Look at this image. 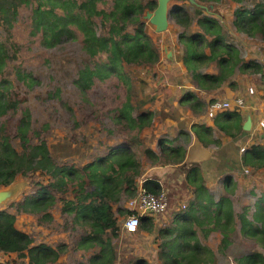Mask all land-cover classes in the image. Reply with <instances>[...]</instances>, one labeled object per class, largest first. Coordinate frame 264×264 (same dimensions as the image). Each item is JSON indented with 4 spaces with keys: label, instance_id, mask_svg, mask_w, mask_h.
Segmentation results:
<instances>
[{
    "label": "trees",
    "instance_id": "16d2710c",
    "mask_svg": "<svg viewBox=\"0 0 264 264\" xmlns=\"http://www.w3.org/2000/svg\"><path fill=\"white\" fill-rule=\"evenodd\" d=\"M173 1L170 16L183 28L179 35L183 61L195 88L181 103L202 113L215 99L200 97L197 90L212 93L225 83L236 88V75L248 71L261 73L264 79L261 64L246 58L231 40L233 31L264 44V0H193L194 10L186 9L189 0ZM226 1L239 4L231 27L215 10ZM157 6L158 0H0V187L19 176L30 178L32 184L21 198L0 208L2 253L27 257L29 264L57 263L69 251L67 244L36 243L16 221L28 214L51 226L53 209L61 204L66 227L72 236L81 235L73 250L98 248L82 264H115L120 256L114 241L120 236V222L114 206L121 214L129 212L122 203L136 195L148 166L185 161L182 147L162 139L160 152H155L145 143L143 131L153 124L154 114L143 110L145 100L137 99L131 78L137 68L150 73L161 59L160 46L146 22V14ZM22 20L28 21L29 35L43 47L68 44L81 57L73 78L78 111L85 126L93 119L91 126L99 132L92 145V137L84 138L83 150H71L65 142L49 145L51 132L37 124L40 116L32 110L29 94L39 79L21 61L17 24ZM241 118L238 111L227 109L217 114L215 124L219 131L236 136ZM195 127L199 137L212 132L203 124ZM76 152L79 158L72 157ZM244 162L264 171V144L253 143ZM186 183L192 187L186 208L140 218L139 231L151 233L159 242V264H218L217 252L231 255L236 264H264V191L249 214L248 207L237 208L230 196L236 188L231 177L224 187L230 195L221 191L218 200L197 165L188 170ZM143 184L154 193L163 190L157 179ZM212 232L220 238L217 250L205 242ZM121 259L122 264H152L140 255Z\"/></svg>",
    "mask_w": 264,
    "mask_h": 264
},
{
    "label": "crops",
    "instance_id": "0c3cea01",
    "mask_svg": "<svg viewBox=\"0 0 264 264\" xmlns=\"http://www.w3.org/2000/svg\"><path fill=\"white\" fill-rule=\"evenodd\" d=\"M173 2V0H170L169 6ZM230 3H233V11L239 6L238 3L232 1H226L223 4L228 5ZM192 8H195L192 1H187L186 9L192 10ZM151 12L153 15L155 14V10ZM232 17L233 13L231 14V18ZM146 22L148 32L158 42L161 50V59L152 69L157 70L154 76L156 78V86L158 87V85H161L164 80L168 82V86L167 88L161 86L160 89L154 93L152 91L151 94H147L146 92L147 99L145 100L143 110L152 111L154 117L153 124L143 131V139L155 152H160V141L164 139L165 142L172 146L184 148L186 156L185 161L181 163L148 166L143 175L139 178V184L150 178L157 179L163 187L162 191L167 193L172 208L176 207L175 205L179 201L187 202V198H190L192 195V187L186 183V175L192 165H197L199 167L200 172L205 178L206 185L209 188H217V190H219V192L222 191V193H227V190L225 191L224 188L227 177L233 178L236 186H239L241 183L244 184L249 178H253L252 181H254V184H256L255 181L261 183L262 179H264V171L258 169L253 170L252 167L246 165L244 162L246 150L243 152L241 151L243 146L248 145V150L255 142L264 144V129L258 127L259 121L264 118V79L261 73L253 74L248 71L247 73L237 74L235 77V83L237 84L236 88L230 87L225 83L219 90L212 93L205 94L197 90L196 95L200 97L204 96L206 99H233L237 96H243L247 100L250 106L249 111H240L234 107L231 108L232 110L238 111L242 117L239 123L242 127L241 131L236 136L221 132L215 124V117L217 115L213 118L208 116L210 103L207 110L202 113L194 112L187 104L181 103L187 91L195 89L192 77L190 79L191 75L183 61V49L179 39V35L183 31V28L176 25L171 19V16L165 28H159V26L147 15ZM232 34L233 36H236V34L237 36L240 35L241 37H238V39L241 38L249 42L248 45H246V42H242L241 44L239 41H236L237 43L235 44L242 48L246 58L260 63L264 71V44H262L260 40L250 38L243 33ZM250 86L255 89V93L252 95L248 92ZM248 117L252 119L250 130L244 129V124ZM202 124L211 127L212 132L207 133L203 137H199L195 125ZM211 138L220 140V142H211V140L209 141ZM245 169H248V171ZM254 191L255 190H252L248 193L253 194ZM227 194L230 195L229 193ZM126 200L127 199L123 201L125 208H127ZM253 204L254 208L252 212L255 210L256 202H253ZM115 206L113 209L116 211V214H118V206ZM242 206L248 207L246 205ZM23 216L28 215H20L18 217L19 219L17 218L16 225L20 230L29 233V231L21 226L23 225ZM38 227L44 228V226L41 225ZM46 229H44V231ZM126 235L135 236L136 238L142 239L143 242H147L149 249L154 245V236L149 232L138 230L136 233H128ZM218 239L220 242L219 237ZM97 250L98 248H93L90 251L78 249L75 251L78 252V257L74 258L67 254L68 251L66 254L63 253L58 262L54 264H82ZM131 250L132 248H129V251ZM136 251L138 253L136 255H140L155 263L154 259H157V247L153 255L142 247L138 248ZM2 261H9L10 264H29L27 257H20L17 253H3Z\"/></svg>",
    "mask_w": 264,
    "mask_h": 264
},
{
    "label": "rangeland",
    "instance_id": "374dc122",
    "mask_svg": "<svg viewBox=\"0 0 264 264\" xmlns=\"http://www.w3.org/2000/svg\"><path fill=\"white\" fill-rule=\"evenodd\" d=\"M232 4L233 3L219 5L215 8V10H220L222 12V15L219 12L217 15L222 22L224 21V23L227 24L225 25L227 27H231V14L233 13ZM192 10L194 9L192 8ZM207 12L210 14L213 13V11ZM17 26V39L23 45L22 64L24 66H30L39 79V82L31 88L29 102L32 105V110L40 116L37 122L38 126L41 129H46V131L49 130L51 132L49 135V145L65 142L71 150H83V140L86 136L92 137V140L89 141V145H92L95 142L94 136L99 134V132L96 131V126H91L95 123L93 119L89 120V122L87 121L86 123H88V125L85 126L86 120L84 116L81 115L83 113L78 111V103L76 102L77 95L75 94L76 91L74 90L75 87L73 85L74 75L82 63L80 55L68 44L54 49L43 47L37 37H31L29 35L28 21L22 20ZM231 33L235 32L232 31ZM231 35V40L235 43H237L236 41H239L241 44L242 42H246L241 38L238 39V37H241L240 35ZM248 44L249 42L247 41L246 45ZM156 73V69L151 70L150 73L144 68L135 69V74L131 78L134 82V92L137 99L140 98V100H146L147 94H151L152 91L154 93L160 89L161 86L167 88L168 82L165 80L161 85H158V87L156 86V78L154 77ZM96 90H99V88ZM20 91L21 93H24V89ZM93 100L96 101L95 98H93ZM103 140H106V137H104ZM72 157L79 158V154L76 152ZM252 179L253 178H249L244 184L241 183L239 186L237 185L235 188L236 192L232 194V198L236 202V207L239 208L241 205L248 206L249 214L252 213L254 208L253 202L259 200L264 191V179H262L261 183L255 181L256 184H254ZM29 181L30 178L19 176L15 182L20 185L21 190L14 198H11L6 203L2 204L0 208H6L10 201L21 198L22 193L29 190L32 186V184L28 183ZM252 190H255L253 194H249L248 192ZM220 193L221 192H219L217 188L214 189L216 199H219ZM175 206L176 207L171 208V204L169 203L168 209L163 213L186 208L187 202L179 201ZM122 207L125 208L124 204ZM53 214L55 216V221L51 226L39 224L37 219L32 217L33 215L29 216L28 214H26L28 216H23V225L21 226L35 237L37 243H45L53 246L66 243V248L69 250L67 254L71 255L72 258L78 257V252L73 251V249L74 246H77V241L81 239V235L77 234L72 236L71 228L66 227L65 216L62 212L61 204L53 209ZM126 215L127 213L121 214L120 211H118L117 214L120 222V236L118 240L114 239V241L118 244L117 248L120 256L115 264H122V256H124V259L127 261L129 258L134 257L138 254L136 250L140 247L148 250L151 255H153V252L155 253L156 247L157 252L160 251L159 242H156L155 238L153 247L149 249L147 242H143L142 239L136 238L135 236L126 235L128 233L122 229V223ZM39 225L44 226V228L38 227ZM44 229L46 230L44 231ZM205 242L217 250L219 239L215 232L210 233L208 240ZM129 248H132V250L129 251ZM64 254H66V252ZM217 254L220 256L218 264H236L231 255H228V257H222L221 253L217 252ZM154 260L155 263L152 261V264H159L160 261L158 255L157 259ZM227 261H229V263Z\"/></svg>",
    "mask_w": 264,
    "mask_h": 264
},
{
    "label": "built area",
    "instance_id": "2783aa9c",
    "mask_svg": "<svg viewBox=\"0 0 264 264\" xmlns=\"http://www.w3.org/2000/svg\"><path fill=\"white\" fill-rule=\"evenodd\" d=\"M248 92L252 95L255 93L254 87L250 86ZM232 107L240 111H249L250 106L243 96L230 98H216L209 105L208 116L213 118L219 112L231 109ZM258 127L264 129V118H262ZM247 150L246 146L241 151ZM248 171V169H245ZM126 207L129 209L122 223V229L127 233H136L139 230L140 218L142 215H156L165 212L169 207V198L166 192L154 193L149 191L141 182L138 185L137 193L127 199ZM2 252L0 251V262L2 261Z\"/></svg>",
    "mask_w": 264,
    "mask_h": 264
},
{
    "label": "water",
    "instance_id": "95a60500",
    "mask_svg": "<svg viewBox=\"0 0 264 264\" xmlns=\"http://www.w3.org/2000/svg\"><path fill=\"white\" fill-rule=\"evenodd\" d=\"M170 0H158V6L155 9V14L152 12H148L146 15L152 19L154 23H156L159 28H165L168 24L170 18ZM193 1V0H191ZM252 124L251 117H248L244 124V129L250 130ZM16 181V180H15ZM13 181L8 186L0 187V206L6 203L11 198H14L18 192L21 190L19 184Z\"/></svg>",
    "mask_w": 264,
    "mask_h": 264
}]
</instances>
